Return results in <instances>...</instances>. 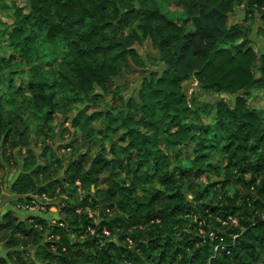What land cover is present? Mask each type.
Masks as SVG:
<instances>
[{
  "label": "trees",
  "instance_id": "16d2710c",
  "mask_svg": "<svg viewBox=\"0 0 264 264\" xmlns=\"http://www.w3.org/2000/svg\"><path fill=\"white\" fill-rule=\"evenodd\" d=\"M160 1L14 4L12 25L0 35L10 52L0 56V90L11 86L9 102L28 96L44 129L60 103L106 89L137 58V44L151 42L162 70L149 73L120 110L89 118L106 123L94 158L81 155L61 177L37 158L26 162L14 195L63 198L62 219L3 215L0 243L8 254L0 264H264V110L249 106L255 92H264V52L256 53L251 40L257 17L264 39V0H164L185 9L180 22L162 12ZM238 10L243 22L230 25ZM52 61L57 72L50 79L41 65ZM190 80L212 96L234 98L207 106L216 127L185 121L202 105L184 91ZM12 134L0 112V149ZM14 136L20 148L30 146L29 128ZM12 154L4 159L12 163ZM231 185L232 196L225 193ZM93 189L95 197L79 202Z\"/></svg>",
  "mask_w": 264,
  "mask_h": 264
},
{
  "label": "rangeland",
  "instance_id": "374dc122",
  "mask_svg": "<svg viewBox=\"0 0 264 264\" xmlns=\"http://www.w3.org/2000/svg\"><path fill=\"white\" fill-rule=\"evenodd\" d=\"M14 4L20 7L25 5L24 0H0V32L5 30V33H0L1 36L2 34L5 35L6 32L9 31L10 25H12ZM160 4L162 12L170 19L180 22L186 18V11L183 7L164 0L160 1ZM244 16L245 14L242 10H238L236 15L230 18L229 24L242 23ZM2 23L7 26H2ZM262 26V21L257 17L254 22L251 40L252 48L258 54L264 52V39L258 34V30ZM135 53L137 58L130 59L128 65L122 70L121 74L116 77L106 89L98 87L92 89L81 103L73 104L71 99L67 100L65 104L60 103L57 113L52 118V122L47 126L48 129H44L42 125L43 115L39 116L35 114V108L30 103L28 96L25 98L19 97L17 100L15 98L9 102L7 96L12 94L11 86H7L0 90V112L10 121V127L13 131V134L8 140V144L0 149V172L2 173L0 182V218L6 213L11 212L22 220L38 215L45 216L47 220L51 222H57L62 219L60 211L65 205L63 198H43V196H34L35 192L29 197H36L38 199L39 208L31 212L24 211L21 205L25 206L29 201V197L14 195L15 193L12 191L13 185L23 174L25 170L24 167L27 166L26 162L28 163L34 158L38 159L39 164L42 165L40 167L48 166L50 172L59 174L61 177L69 164L78 159L81 155L89 153L91 158H94L100 152L102 143L98 142V140L105 138V136L97 134V131L105 129L106 123H103L101 119L98 121H89V118L97 113H108L113 110H120L125 101L130 98H137L142 88L143 79L149 73L162 70V65L159 60L160 56L158 52L154 50L150 41L137 44L135 46ZM9 54L10 52L7 51L5 39H3L0 42V56L9 58ZM62 59L63 56L60 57L58 61ZM53 63L54 61L49 62L48 65H41V71L47 73L50 79L55 77V73L57 72V67ZM260 67L261 63L259 62L254 68L256 76H260ZM16 84L22 86L25 85L26 82L24 80H17ZM184 91L189 97L196 94L197 98L202 101V105L197 107L199 113L191 115V117L186 118L185 121L188 123L197 122L202 125V127H216L215 116L207 110L208 105L222 98L230 102L234 101V98L228 96H212L208 91L199 89L197 84L191 80L185 83ZM15 102L16 105L14 104ZM249 106L252 109L264 110V92H255L250 99ZM83 111H85V113L81 116V119L78 118ZM77 119L79 120L77 124H75ZM41 127H43V131ZM26 128H29L30 146L28 148H20L16 145L17 137L14 136V133L17 130L23 131ZM46 133H50L49 136H47ZM88 135H93L92 142H89ZM0 146H2V144H0ZM106 147L110 149L108 140H106ZM4 153L7 155L13 153V158H11L13 159L12 163L4 159ZM213 180L216 182L219 178L214 177ZM205 183H207V181H203L201 185ZM100 189H104V187H100ZM92 191L93 192L87 190L85 194L81 192L79 202L86 196L95 197L96 189ZM225 193L230 196L234 195L235 187L232 185L227 187ZM187 196L190 200L193 199L190 194H187ZM41 207L45 212H40ZM89 212L91 217L96 216L97 221H99L97 213L93 211ZM43 238L47 244L52 241L47 234H44ZM40 252V249L32 251L37 262L41 259ZM7 254L8 250L4 247V244L0 243V258H7ZM13 262L15 261L8 260L7 264H16Z\"/></svg>",
  "mask_w": 264,
  "mask_h": 264
},
{
  "label": "built area",
  "instance_id": "2783aa9c",
  "mask_svg": "<svg viewBox=\"0 0 264 264\" xmlns=\"http://www.w3.org/2000/svg\"><path fill=\"white\" fill-rule=\"evenodd\" d=\"M1 178H2V173L0 172V182H1ZM43 198H46L45 196H43ZM36 200L32 201L31 203H27L25 206H22L21 205V208L24 210V211H34L36 209L39 208V204H38V199L35 198ZM41 211H44V209H42V207L40 208ZM93 233V232H92Z\"/></svg>",
  "mask_w": 264,
  "mask_h": 264
},
{
  "label": "water",
  "instance_id": "95a60500",
  "mask_svg": "<svg viewBox=\"0 0 264 264\" xmlns=\"http://www.w3.org/2000/svg\"><path fill=\"white\" fill-rule=\"evenodd\" d=\"M2 144V143H1ZM37 194L35 193L34 196H36Z\"/></svg>",
  "mask_w": 264,
  "mask_h": 264
},
{
  "label": "crops",
  "instance_id": "0c3cea01",
  "mask_svg": "<svg viewBox=\"0 0 264 264\" xmlns=\"http://www.w3.org/2000/svg\"><path fill=\"white\" fill-rule=\"evenodd\" d=\"M0 29H1V27H0Z\"/></svg>",
  "mask_w": 264,
  "mask_h": 264
}]
</instances>
